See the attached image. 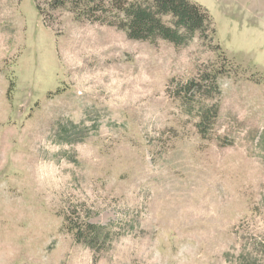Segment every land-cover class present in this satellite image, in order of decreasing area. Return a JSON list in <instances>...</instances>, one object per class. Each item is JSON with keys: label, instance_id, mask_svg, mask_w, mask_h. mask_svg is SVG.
<instances>
[{"label": "rangeland", "instance_id": "rangeland-1", "mask_svg": "<svg viewBox=\"0 0 264 264\" xmlns=\"http://www.w3.org/2000/svg\"><path fill=\"white\" fill-rule=\"evenodd\" d=\"M191 1L214 40L0 0V264H264V0Z\"/></svg>", "mask_w": 264, "mask_h": 264}, {"label": "trees", "instance_id": "trees-1", "mask_svg": "<svg viewBox=\"0 0 264 264\" xmlns=\"http://www.w3.org/2000/svg\"><path fill=\"white\" fill-rule=\"evenodd\" d=\"M53 10L69 7L77 18L100 23L122 30L133 40L157 43L168 41L175 45H186L196 34L212 41L216 34L210 14L201 5L191 0H45ZM42 14L41 0H36ZM44 15V12H43ZM214 88H216V78ZM191 82V86H199ZM216 117L215 107L206 110ZM206 116V114H205ZM204 125V124H203ZM201 123V126H203ZM76 240L93 245L100 238L102 227L85 223V230L75 228ZM84 232L92 233L91 237Z\"/></svg>", "mask_w": 264, "mask_h": 264}]
</instances>
